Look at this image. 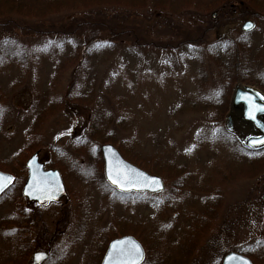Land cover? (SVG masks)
<instances>
[{"label": "rangeland", "instance_id": "rangeland-1", "mask_svg": "<svg viewBox=\"0 0 264 264\" xmlns=\"http://www.w3.org/2000/svg\"><path fill=\"white\" fill-rule=\"evenodd\" d=\"M220 1L229 2L232 8L239 6L234 3L237 0ZM244 1L259 9L264 0L239 2ZM100 11L117 21L125 19L134 30L147 31L143 33L146 40L153 43L132 46L130 39L124 38L117 51L94 53L89 61L97 67L96 77L92 72L85 73L83 63L87 59L79 61V57H74L77 46H81L77 53L82 54L84 35L64 33L74 20L86 18L84 11L64 10L42 19H28V26L35 29L30 32L17 28L10 33L0 32V41L10 38L16 42L0 55V63H4L0 67V162L16 158L7 155L24 153L26 148L39 143L45 166L49 167L52 152L56 153L52 160L62 166L71 186V195L54 204H30L21 196L20 188L0 196V264H31L36 251L48 253L43 264H100L107 243L128 233H136L146 250L143 264H220L225 253L236 249L253 254L258 264H264V172L250 179L232 182L226 178L222 182L214 170H205L222 168L213 148L203 145L191 152L200 131L229 137L227 140L234 139L237 145H244L247 138L257 135L240 112L230 107L232 94L224 107L223 122L217 126L208 124L203 108H194L197 94L203 92L212 97L219 83L216 66L208 57V50L215 51L213 47L219 45H214V32L206 30L216 18H212L214 11L172 14L152 7L150 1L128 11L121 7H100ZM256 22L254 30L246 33V39L251 41L252 52L262 55L264 70V17ZM242 23L238 25L240 31ZM203 30L204 45L195 49L188 41L181 44L184 37H195ZM95 39L92 44H96ZM22 44H27L29 50ZM50 44L53 49L44 51L45 55L41 53L43 49L32 52ZM192 51L196 55L187 56ZM245 85L248 84L237 79L233 91ZM253 85L259 87V81ZM90 87L102 92L101 96L108 90L117 96L105 105L106 110L112 111L111 130L116 136L135 142L143 156H159L165 151L172 161H181L187 167L191 181L181 191L176 187L183 178L168 168L157 174L165 188L154 196L121 195L100 184L99 179L104 178L99 147H93L87 163L73 149L74 142L88 132L93 118L92 108L79 106L74 97ZM55 97L62 103L56 105L54 112L44 117L41 114L42 125L34 128L33 102L41 110L50 102L53 107ZM57 107L60 108L56 110ZM228 115L232 116L231 131L226 128ZM119 122L126 125H118ZM48 147L52 149L47 151ZM187 150L188 154H184ZM98 153V160H94ZM165 162L169 164L168 160L159 162L157 158L155 166ZM79 165L84 166L82 170L92 181L89 187L73 171V166L78 171ZM203 181L209 183L207 188L214 185L218 193L224 188L222 210L204 235L181 234L186 240L184 247H178L176 231L181 226L188 231L193 228L187 215L199 212L195 201L207 194L199 191L207 189L198 187ZM195 183L199 190L192 187ZM29 243L33 245L25 250Z\"/></svg>", "mask_w": 264, "mask_h": 264}, {"label": "trees", "instance_id": "trees-1", "mask_svg": "<svg viewBox=\"0 0 264 264\" xmlns=\"http://www.w3.org/2000/svg\"><path fill=\"white\" fill-rule=\"evenodd\" d=\"M148 1H150L152 7L165 9L172 14L185 11L198 12L197 10L206 13L207 11L217 12L214 22L207 26L206 30L208 32H214V45H219V47H213L216 48L215 51L208 50V57L216 66L219 83L216 88L217 91L212 97H208L207 94L205 95L203 92H199V95L197 94V102L194 104V108H197L198 110L203 108V110L207 112L206 118L210 126H217L219 123L221 124L223 122L222 116L224 114L223 111L225 110L224 107L227 105L228 99L231 97L233 86L237 79L241 83L247 84H253L258 80L260 84L259 88L264 92V70L262 69L263 57L259 54V51L255 53L252 52V44L250 40L246 39V33L238 30L239 23L246 19H252L256 26V20L264 17V1L260 2L261 7L259 9H255L247 1L242 3L239 2L242 0L234 2L239 4V6L233 8L229 6V2L220 0H0V32L4 31L10 33L14 28L20 29L24 32H30L35 29L28 26V19H42L48 15L64 10L84 11L85 14H88L86 15V18L74 20L75 23L68 28L66 27L64 33L69 34L70 32L73 35H84L85 40L83 41L84 45L82 46V54L81 52L77 53V48L81 47L77 46L74 53L76 56L74 57H79V61L87 59L83 63L84 71L86 74L92 72L93 77H96L95 71L97 67L89 61V58L93 56L94 53L105 50H109V53H113L118 50V44L123 42L122 39L124 38L130 39L129 43L132 46H138L141 44L150 46L153 43L146 40V34L143 33H146L147 31L141 32L137 29L134 30L128 25V22L125 19L117 21L115 18L112 19L111 17H106L105 14L101 13L100 7L109 9H112L113 7H121L124 11H128L130 8L144 7ZM206 30H203L195 37L189 35L184 37L181 44H185V42L188 41L192 47H195V49L200 44L204 45ZM94 39L97 40L96 44H92ZM5 41H9V43H6ZM15 43H13L10 38H5L3 39V43H1L0 49L5 51L6 49H9L6 48L5 45H11L12 47ZM22 46H24L26 50H29L27 44H22ZM52 46L53 44H50L41 48H34L33 50L30 48V51L32 50L33 52L34 50L39 51V49H43L41 53L42 55H45L44 51L53 49L51 48ZM178 46V44L175 45V48H178ZM195 55L196 53L194 51H192L191 54H187L189 57ZM236 63L238 66H235ZM256 74L259 75L258 78H255ZM35 95L40 98V95L37 93H35ZM101 95L102 92L98 93L95 88L90 87L86 91H78L77 95L74 97V100L79 106L89 107L93 110L91 114L93 115V118L90 120L91 123L89 130L88 132H85L82 138L74 142V151L80 154V156L84 158L85 163H87L90 155L92 157L91 151L93 150V147H99L102 143L110 142L115 146L118 145L119 151L126 159L151 173L162 174L166 168L170 171L174 170L173 172L176 173L178 178H183V181L181 180V182L179 179L178 183L180 185H177L176 187V190L181 191L184 184L187 185V183L191 181L189 178L190 174L189 172L187 173V167L185 166L186 168H184L181 161H172L171 157L167 156L165 151H162L159 156L156 154H145L143 156L135 142L124 137L116 136L114 131L111 130L112 111L106 110L105 105L111 100H114L117 96H115V93L112 90H108L104 96ZM41 98H45V96ZM68 99L70 100L71 98ZM34 100L37 103L36 97ZM35 102H33L34 104L31 108V110L36 112L32 124L34 128H38L39 125H42L44 119H41V114L44 117L45 114L54 112L56 105L62 103L55 97L53 99V107L52 102H50L46 108L40 110L37 108ZM59 108L57 107L56 110ZM117 124L126 125L120 122ZM125 128L126 126L123 128L124 133ZM35 130L36 129H33L34 132ZM228 138L229 137H218L211 132L206 133L200 131V133L196 135L195 148H193L191 152L203 145H208L213 148L215 152L219 154L222 168L216 167L215 169V167H207L205 170H214V174H216L218 179L222 182L226 178H230L233 182L240 179H250L264 172V145L255 148L246 147L244 145H237L236 140H232L231 138V140H227ZM36 139L39 141L40 137H37ZM41 147L42 146L39 143L37 146H29L26 148L25 154L36 150L42 152ZM51 149L52 147L47 149V151ZM52 153L53 159V155H56V153ZM184 154H188V150L187 152H184ZM96 157L98 160L99 153L94 155V160ZM156 157L159 159V162L168 160L169 164L168 162H165L163 163V166L156 167ZM52 159L48 163L51 167L60 169L63 179L66 182L69 196L71 195V186L66 178V174L64 173L62 166L56 164ZM15 164L16 163L11 160L3 161L0 162V169L15 173L18 169L17 166H14ZM83 167L84 166L79 165V170L76 171V168L73 166V171L77 172L80 176L79 179L85 180L84 185L89 187V184L92 181L86 177L87 173L85 170H82ZM181 170H185L186 174L181 173ZM99 182L104 186L105 183L102 178L99 179ZM206 183L209 184L208 182ZM206 183L203 181L198 187L207 188L208 185ZM96 186L99 187V185ZM213 186L211 185L205 190H199L196 183L192 185L193 188H196L199 191H204L207 194L195 201L198 205L199 212L187 215L192 221L193 228L188 231L181 226L178 231H176L174 239L177 241L176 245H178V247H184V241L186 240L181 238V234L189 235V237L204 235L209 228L210 223L213 220H216L220 208L222 210L223 203L221 196L224 188L221 187L222 192L218 193L217 191H214ZM170 209H172V206ZM175 209L176 211L179 210V208ZM134 234L137 236L136 233ZM189 242L195 243V241L193 242L192 240ZM192 243L190 244V248L193 246ZM166 244H168V242ZM32 245V243H29L25 247V250ZM169 246L170 245L168 244V247ZM240 251L243 252L242 250ZM243 253L249 256L255 264H258V261L253 254L249 252ZM164 261L166 263L167 260Z\"/></svg>", "mask_w": 264, "mask_h": 264}, {"label": "water", "instance_id": "water-1", "mask_svg": "<svg viewBox=\"0 0 264 264\" xmlns=\"http://www.w3.org/2000/svg\"><path fill=\"white\" fill-rule=\"evenodd\" d=\"M215 17V13L212 14ZM247 21L243 30H250ZM231 106L241 112V117L250 122L260 132L259 136H251L246 140L250 146L264 144V94L253 86L237 87L234 91ZM227 127L232 128L231 117H227ZM103 159V173L106 181L119 192L146 191L158 193L163 191L164 182L158 175L150 174L140 167L125 160L120 152L111 144L100 147ZM28 176L22 189V194L37 202L55 201L65 193V186L57 169L45 170L34 153L27 161ZM111 177V178H110ZM0 193L12 182L10 174L0 171ZM113 181H118L114 183ZM45 252L33 255V264H38L46 257ZM40 257L39 259L37 257ZM144 259V249L133 236L124 235L112 239L105 251L100 264H140ZM222 264H252L244 255L230 251L224 255Z\"/></svg>", "mask_w": 264, "mask_h": 264}, {"label": "bare ground", "instance_id": "bare-ground-1", "mask_svg": "<svg viewBox=\"0 0 264 264\" xmlns=\"http://www.w3.org/2000/svg\"><path fill=\"white\" fill-rule=\"evenodd\" d=\"M254 30V28H252L249 32H251V31H253ZM6 43H9V41H5ZM1 43H3V41H0V46H1ZM5 47L6 48H9V49H6L5 51H8V50H10L12 47H11V45L9 46V45H5ZM3 49H0V55H2L3 54ZM0 67H4V63L3 62H1L0 63ZM31 133H32V131H31ZM32 137V136H31ZM34 152V151H33ZM33 152H31V153H26L25 154V152L24 153H20V152H18V153H14V154H9V155H7V156H14V157H16V164L14 165V166H17V168H20V167H22V165H25V162L29 159V157L32 155V153ZM0 156H1V153H0ZM58 169V171L59 172H61L60 171V169L59 168H57ZM178 215V214H177ZM176 215V216H177ZM48 258V256H46L44 259H42L38 264H43L45 261H46V259ZM32 264V263H31Z\"/></svg>", "mask_w": 264, "mask_h": 264}, {"label": "flooded vegetation", "instance_id": "flooded-vegetation-1", "mask_svg": "<svg viewBox=\"0 0 264 264\" xmlns=\"http://www.w3.org/2000/svg\"><path fill=\"white\" fill-rule=\"evenodd\" d=\"M11 161L16 163V160L12 158H11ZM25 167H26V162H25V165H22V167L18 168L15 173L6 172V173H9L13 177L11 184L8 186V190L12 188H20V189L23 188L24 183L26 181V176H27V170ZM27 202L30 203V201H27Z\"/></svg>", "mask_w": 264, "mask_h": 264}, {"label": "snow or ice", "instance_id": "snow-or-ice-1", "mask_svg": "<svg viewBox=\"0 0 264 264\" xmlns=\"http://www.w3.org/2000/svg\"><path fill=\"white\" fill-rule=\"evenodd\" d=\"M247 27H249V28H251V27H253V25H251V24H249V25H247ZM111 178V177H110ZM3 178H0V180H2ZM114 183H117L118 181H113ZM3 186V184L2 183H0V187H2ZM38 259L40 258L39 256L37 257Z\"/></svg>", "mask_w": 264, "mask_h": 264}]
</instances>
